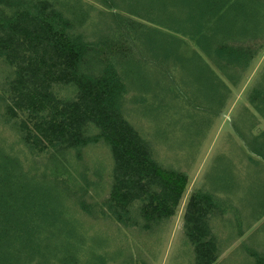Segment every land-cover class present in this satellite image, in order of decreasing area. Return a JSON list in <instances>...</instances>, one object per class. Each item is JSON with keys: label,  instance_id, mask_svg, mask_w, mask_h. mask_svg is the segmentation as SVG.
I'll return each mask as SVG.
<instances>
[{"label": "rangeland", "instance_id": "obj_1", "mask_svg": "<svg viewBox=\"0 0 264 264\" xmlns=\"http://www.w3.org/2000/svg\"><path fill=\"white\" fill-rule=\"evenodd\" d=\"M23 1L0 0V10H15L26 5ZM51 1L69 18L79 20L81 16L80 31L97 45L123 28L118 23L132 18L127 9L130 0H109V4L106 0ZM251 7L260 21L258 34L231 43L252 44L258 54L245 70L240 66L231 69L230 77L208 56V42L201 39L199 43L197 37L189 36L198 27L197 17L191 20L190 31L170 27L168 16L157 24L142 19L156 30L150 36L157 41L152 42L155 52L145 56L146 68L141 65V71L132 65L119 68L127 85L124 115L151 144L163 175L176 179L178 174L183 181V197L175 214L149 227L144 225L141 202L123 220L106 203L114 162L99 129L90 127L86 142L70 150L32 152L24 145L5 113L4 95L16 68L0 54V148L12 167L19 164L39 179L43 174L48 178L46 188L54 187L39 199L48 215L35 216L45 225V220L54 221L48 231L57 234L59 244L62 241L60 261L54 258L58 255L55 239H49L54 264H194L184 215L190 198L200 193L212 194L216 206L211 223L219 242V264H256L254 252H264V140L256 141L264 131V104L261 111L255 109L250 95L261 89L264 80V17L259 16L264 7L256 3ZM186 18L178 14L174 20L185 24ZM169 36L180 42L178 51L171 52ZM140 43L143 48L149 44L144 37ZM167 50L171 54L165 57ZM196 58L200 67L195 68ZM206 63L226 86L219 91L223 99H216L218 103L210 102L214 94L205 86L199 87L202 79L197 74L206 72L201 69ZM54 90L68 100L76 95L77 86L58 84ZM193 102L202 107H194Z\"/></svg>", "mask_w": 264, "mask_h": 264}, {"label": "trees", "instance_id": "obj_2", "mask_svg": "<svg viewBox=\"0 0 264 264\" xmlns=\"http://www.w3.org/2000/svg\"><path fill=\"white\" fill-rule=\"evenodd\" d=\"M24 2L26 5L15 10L13 6L11 11L0 10V54L16 68L4 95L5 113L12 119L6 121L13 122L32 152L77 148L86 142L85 133L94 126L110 145L114 166L106 203L117 218L123 220L139 202L146 227L173 216L183 197L182 176L176 174V179H172L163 175L151 144L124 115L127 85L119 68H146L143 59L155 52L157 41L150 39L156 30L142 19L157 24L163 19L167 21L168 16L170 27L188 31L192 28L191 20L197 17L198 27L189 36L197 37L199 43L201 39L208 42L207 54L213 63L229 77L236 66L245 70L258 54V48L231 40L240 42L258 34L260 21L251 6L256 3L264 7V0H130L127 9L132 18L118 23L123 28L115 29L114 36L103 37L99 45L87 40L80 31L81 16L79 20L69 18L51 0ZM106 2L109 4V0ZM178 14L186 16L187 23L183 24L181 19L176 23L174 17ZM260 15L264 17L262 12ZM210 31L213 35L209 37ZM143 37L149 43L145 48L140 45ZM169 37L171 52L178 51L180 42ZM171 52L167 50L165 57ZM192 64L200 67L199 58ZM201 69L206 72L197 74L202 79L197 81L201 83L199 87L205 86L214 94V100L209 97L210 102L218 103L216 99H223L219 91L226 87L225 83L208 63ZM163 75L166 77L165 72ZM58 84H76L74 98H60L54 90ZM250 102L257 110L264 104V80L261 89L250 95ZM193 103L194 107H202ZM262 139L264 131L256 141ZM11 163L0 148V264H54L49 239H55L57 248L53 250L58 255L54 258L61 261L62 241L59 244L57 234L50 235L48 231L54 221L45 220V225L40 220L48 212L39 199L54 187H48L50 191L46 188L47 176L42 174L39 179L19 164L14 168ZM215 209L212 194L193 195L187 204L184 228L194 246V264H219V242L211 223ZM254 254L256 264H264V252Z\"/></svg>", "mask_w": 264, "mask_h": 264}]
</instances>
